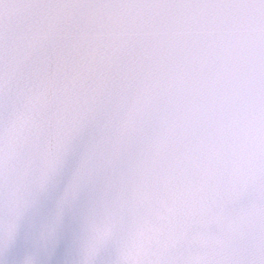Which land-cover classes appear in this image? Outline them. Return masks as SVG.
Here are the masks:
<instances>
[{
	"label": "snow or ice",
	"instance_id": "snow-or-ice-1",
	"mask_svg": "<svg viewBox=\"0 0 264 264\" xmlns=\"http://www.w3.org/2000/svg\"><path fill=\"white\" fill-rule=\"evenodd\" d=\"M61 252L264 264V0H0V264Z\"/></svg>",
	"mask_w": 264,
	"mask_h": 264
},
{
	"label": "water",
	"instance_id": "water-1",
	"mask_svg": "<svg viewBox=\"0 0 264 264\" xmlns=\"http://www.w3.org/2000/svg\"><path fill=\"white\" fill-rule=\"evenodd\" d=\"M68 174H70V168L68 171H66V174L65 176L61 179V182H60V188L63 187V184L66 182L67 178H68ZM59 194V190H57L56 192H54L52 194V197L50 198L49 202H48V206L51 207L53 204H54V200H55V197ZM64 255H63V252H61L60 254L56 255L54 258H53V264H63V261H64Z\"/></svg>",
	"mask_w": 264,
	"mask_h": 264
}]
</instances>
